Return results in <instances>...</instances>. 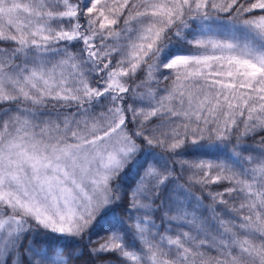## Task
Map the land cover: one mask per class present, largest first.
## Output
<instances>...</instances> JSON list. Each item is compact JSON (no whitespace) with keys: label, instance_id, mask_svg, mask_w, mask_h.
<instances>
[{"label":"snow or ice","instance_id":"obj_1","mask_svg":"<svg viewBox=\"0 0 264 264\" xmlns=\"http://www.w3.org/2000/svg\"><path fill=\"white\" fill-rule=\"evenodd\" d=\"M0 264H264V0H0Z\"/></svg>","mask_w":264,"mask_h":264},{"label":"trees","instance_id":"obj_2","mask_svg":"<svg viewBox=\"0 0 264 264\" xmlns=\"http://www.w3.org/2000/svg\"><path fill=\"white\" fill-rule=\"evenodd\" d=\"M205 203H208V201H205Z\"/></svg>","mask_w":264,"mask_h":264}]
</instances>
